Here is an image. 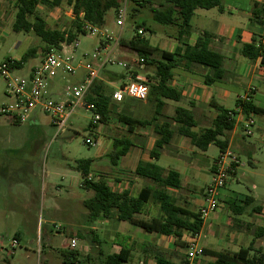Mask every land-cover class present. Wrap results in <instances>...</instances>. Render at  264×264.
I'll use <instances>...</instances> for the list:
<instances>
[{
    "label": "crops",
    "instance_id": "0c3cea01",
    "mask_svg": "<svg viewBox=\"0 0 264 264\" xmlns=\"http://www.w3.org/2000/svg\"><path fill=\"white\" fill-rule=\"evenodd\" d=\"M41 7L43 8V6H39V8ZM222 8H198L195 10L191 20V32L188 36V43L194 44L202 33H210L212 36L210 48L221 53L224 57L223 67L226 71L225 78L219 82H206L205 76L210 72L209 68L181 58L177 66L172 69L173 76L170 81V85L181 92V99L178 101L164 99L165 105L162 108V112L156 114V118L152 120V123L146 126L141 124L135 125L132 127L133 130H129L128 124L114 117L110 118L106 123H101L104 125V131L110 137H113V142L116 137L130 139L133 141V144L130 146L128 152L121 156L116 165L110 162V166H105L102 170L93 172L94 163L91 162L88 178L97 179L104 177L108 180V184L112 190H127L132 196H138L143 188L152 186L154 183L148 178L139 176L136 169L141 161H154L150 155V151L153 149L156 141L154 126L166 121H171L175 127L180 125L178 122L172 120L175 108L178 106L193 111L197 120V125L194 129L197 131L211 126L212 121L219 113L217 105H221L230 110H236V124L230 132L228 148L232 149L238 156L240 151H248L251 148V143H246V140H244L243 133L240 134L243 141L238 137L240 139L235 143L238 130L241 128L240 126L245 118L237 106V100L249 96L254 104L264 109V47H261L259 50L260 54L254 57L243 52L244 45L260 47L261 37L264 31V0H223ZM47 13L49 14V18L58 21L57 26L62 28L66 27L73 18L72 9L66 2H63L52 10H48ZM45 19L49 25V19ZM141 19L142 21H146L145 18ZM61 22L62 24H59ZM150 30L156 33L154 28H150ZM177 37L178 30L173 25L165 30L164 35L156 34L153 40H149L151 46L157 49L152 57L159 60L162 51L174 52L178 48L182 49L183 54L185 45L181 44ZM120 62L122 61H117L107 67L105 66L101 72L100 79L108 85H116L124 73L117 71L113 64L122 65ZM83 70L84 73L80 74L78 71L75 74L77 83L84 78L85 69L83 68ZM134 70L137 73L136 78L144 81H148L149 79L152 82L155 81V64L146 65L139 63ZM56 78L51 82L50 91L53 97L58 96L59 87L61 89L63 87L59 85L60 79ZM232 100H234L233 106L229 105ZM148 104L147 100L141 101L125 98L123 101H116L112 97L111 110L113 113H124L137 118L149 119L153 117L155 109L153 110L154 113L152 116H145L144 109ZM167 108L170 109L166 110ZM37 113L34 112L28 120L40 122ZM261 115H264V113ZM115 129L118 131V135L113 134ZM257 129L261 135H264V118L258 124ZM169 147H173L175 150L172 151L169 148H165L161 157L156 162L167 170H176L181 174L182 188L171 189V192L176 194L177 204L182 206L188 204L193 212L199 213L200 206L205 202L203 195L208 185L204 184L202 188H198L199 186L197 184L200 182L199 177L204 173L202 163L199 162V159L204 154L191 146L190 138L184 135L177 136ZM187 151L195 154L197 162H186L177 154V152L184 153ZM212 167L213 165L210 167L211 174ZM237 170L238 167L236 173ZM235 174L233 175L235 176ZM81 186L88 189L84 184L83 176ZM182 189L183 191L189 190V192L183 195L180 193ZM243 196L240 193L227 189V187L224 188L220 195V201H224L225 206L220 207L216 212L211 213L204 219L200 233L195 237H190L187 231L183 232V239L187 243L193 238H198L199 243L204 248L205 253L201 257V264H208L212 260V256L209 254L211 252L209 251L228 253L237 251L240 247L248 246L241 242L242 237L240 235L243 236V232H233L235 223L237 224L239 220L243 222L248 214L235 215L230 207V204L234 201L238 203L242 202L244 199ZM86 214V224L71 229L69 234L65 235V247L59 250L54 264H66L65 260H67V254L69 253L73 256L71 264H102L106 255L119 253L123 246L131 249L129 260L124 264H127L136 256L138 257L139 264H156L157 251L164 252L166 257L174 264H184L185 262L186 247L182 248L178 246L173 236L147 231L135 222L118 219L116 215L92 218L89 216V212ZM159 214V202L157 200H149L144 205L142 212L136 215V219L149 220L159 216ZM217 233H222V235L216 237ZM72 238L77 240V246L75 248L69 245ZM82 238L87 239L89 244L78 249L79 241ZM15 239L19 242L21 237L16 236ZM46 239H50L49 236ZM230 239L237 244L236 249L228 248L225 245ZM47 246L49 245H46L44 238H42L38 248L41 255L45 253ZM91 252L94 255H91ZM84 256H86L85 262L83 261ZM42 259L45 264L49 262L47 258Z\"/></svg>",
    "mask_w": 264,
    "mask_h": 264
},
{
    "label": "rangeland",
    "instance_id": "374dc122",
    "mask_svg": "<svg viewBox=\"0 0 264 264\" xmlns=\"http://www.w3.org/2000/svg\"><path fill=\"white\" fill-rule=\"evenodd\" d=\"M126 6L127 17L123 26L117 24V11L111 9L107 13L105 26L101 28V32H107L115 39L120 36L119 44L113 49L111 56L118 62L127 64L126 67L113 64L117 71L124 73V78H120L116 85H108L99 79L111 92L124 82L137 79L134 68L142 61L139 54L128 46V42L140 28L141 18H145L146 27L149 26L143 34L149 40H153L156 34L164 35L165 30L172 27L152 19L149 2H145V6L141 7L128 0ZM16 11L15 0H0V62L8 57L20 59L28 49L36 47L37 55L30 58L23 68L14 70L17 75H25L32 65L42 59L46 45L32 31L13 30ZM39 11L42 16L49 19L50 27L58 25V21L49 18L47 8L41 7ZM143 27L144 25L141 28ZM150 28H154L156 33L151 32ZM101 32L79 37L80 45L75 51L76 62L91 60V54L105 39ZM107 42L111 48L114 46L113 39ZM85 53L89 55L83 59ZM78 71L80 74L84 73L83 68ZM57 78L60 79L59 85L63 87L62 89L59 87V94L54 97L62 99L64 86L77 83V79L75 74L67 75L65 78L60 75ZM12 100L9 97L6 81L0 75V105ZM147 101L149 104L145 106L144 113L145 116H152L155 102L149 99ZM229 105L233 106L234 100ZM35 112H38L40 122L27 120L15 123L0 114V264H45L42 258L49 260L47 264H54L59 250L65 247V235H68L71 229L86 224L88 210L83 201L94 194L93 191L81 186L82 174L77 168L78 160L92 159L93 172H97L105 166H110V154L114 151L113 137L104 131V125L100 123L94 131L88 128L91 114L84 108L80 107L76 110L66 129L59 134H56V128L51 124L48 115L40 111ZM113 117L118 119L116 113H113ZM252 118L256 122L251 128L253 133L245 134L243 122L235 141L236 143L243 133L244 140L246 143H251V148L239 152L240 164L237 173L235 170L236 174H230L226 187L242 196L251 195L257 203L264 206V135H261L257 129L264 115H253ZM113 134L119 133L115 129ZM89 136L97 138L95 145H88L85 142L86 137ZM180 153L177 152L184 161L197 162L193 152ZM201 153L204 155L199 162L202 163L204 173L199 177L198 188L210 182V167L214 164V159L220 155V149L216 144H211ZM188 192L189 190H180L183 195ZM224 206L225 202L220 201V207ZM258 227H264V212L246 215V219L240 225L235 223L233 232H243L244 235L240 237L244 245H249L255 240V246L264 250V236H256ZM221 235L222 233H217L216 237ZM16 236H20L21 239L13 248L12 244ZM47 236L50 239L47 240ZM42 238L46 245H49L43 255L38 249ZM88 244V240L82 238L78 249ZM225 245L231 249L237 248V244L231 239ZM91 255L94 253L91 252ZM127 264H139L138 257H133Z\"/></svg>",
    "mask_w": 264,
    "mask_h": 264
},
{
    "label": "trees",
    "instance_id": "16d2710c",
    "mask_svg": "<svg viewBox=\"0 0 264 264\" xmlns=\"http://www.w3.org/2000/svg\"><path fill=\"white\" fill-rule=\"evenodd\" d=\"M124 0H15L16 17L13 23L15 32H34L45 43L44 56L51 48H59L62 44H71L75 39L88 33L84 29L86 23L97 27H104L106 24L107 13L111 9L117 12L122 6ZM141 7L150 3V11L155 21L163 25H173L178 30V40L185 45L184 53L178 48L174 52L162 51L161 58L156 60L152 55L157 50L152 47L149 39L138 30L136 35L128 42V46L136 51L142 63L146 65L155 64L156 74L154 82L149 79L145 81L149 85V101L155 102V113L152 118H137L124 113H116L118 119L129 126V130L138 124L149 125L156 118V114L162 112L165 105L164 99L180 100L182 94L175 87L170 85L173 76L172 69L177 66L181 58L190 62L197 63L209 68V73L205 76L206 82H219L226 76L223 67V55L210 48L211 34L202 33L194 44L188 43V36L191 32V20L198 8L210 9L214 7L222 8L223 0H131ZM66 2L71 7L73 18L65 28L59 26L50 27L47 20L39 11V6L48 10ZM146 21L140 23V27H146ZM260 47L254 45H244L243 52L251 57L257 56ZM37 55V48L28 49L22 58L17 59L13 67L22 68L26 62ZM137 75V73L135 72ZM135 75V76H136ZM124 76L121 77V79ZM113 92L106 89L103 81L97 79L91 87L87 100L96 103L98 111L102 115L101 123H106L113 117L111 110V100ZM238 108L245 117L252 114L260 115L264 109L249 100H237ZM218 116L212 121L211 126L205 127L200 131L194 129L197 125L195 114L192 110L178 106L175 108L172 120L178 122L177 127L172 125L171 121L154 126L156 141L153 149L150 151L153 162L141 161L136 169L139 176L150 179L154 184L143 188L140 195L132 196L129 191L112 190L108 180L104 177L89 179V167L92 159H79L77 168L82 173L84 184L88 189L94 192V195L84 200V206L89 212V216L97 218L99 216L109 217L116 215L120 220L135 222L147 231L157 232L175 238V243L185 248L187 242L183 239V232L187 231L190 237H195L200 233L204 220L199 213L193 212L188 204H177L176 194L171 189H181V174L176 170H167L156 161L159 160L165 148L172 151L175 149L169 147L177 136H188L191 144L201 151H206L211 144H216L220 151L228 148L230 132L236 124V110L227 109L217 105ZM155 116V117H154ZM133 141L125 138H114V151L110 154L113 164H117L121 156L125 155ZM213 168V167H212ZM231 173H235L231 172ZM149 200H157L160 204V214L149 220H137L136 215L141 213L144 205ZM231 210L235 215H253L263 213V205L257 203L251 195H245L242 203L236 201L230 204ZM241 220L237 221L240 225ZM256 236H264V227H258ZM212 260L208 264H264V250L262 247L255 246V240L250 245L240 247L237 251L228 253L209 251ZM130 248L122 247L119 253L108 254L105 256L102 264H124L129 260ZM205 253V252H204ZM75 256V255H74ZM75 258V257H74ZM66 264H71L73 256L67 254ZM156 264H174L168 259L164 252L157 251Z\"/></svg>",
    "mask_w": 264,
    "mask_h": 264
},
{
    "label": "built area",
    "instance_id": "2783aa9c",
    "mask_svg": "<svg viewBox=\"0 0 264 264\" xmlns=\"http://www.w3.org/2000/svg\"><path fill=\"white\" fill-rule=\"evenodd\" d=\"M127 2L128 0H124L117 12V24L120 26L124 25L127 17ZM84 29L90 35L101 32L100 27L90 23H86ZM138 32L144 34L145 30L140 27ZM101 33L105 39L100 43V46L95 48L89 61L80 60L76 62L75 51L80 45V40L77 38L71 44L64 43L59 48H51L38 63L30 67L25 75L14 73L15 69H20L13 67L16 58L8 57L0 62V75L4 77L9 97L13 99L9 103L0 105V114L16 122H25L35 111L39 110L50 117L51 124L56 128V134H59L66 129L70 118L81 107L90 112L88 128L94 131L97 125L101 123L102 115L98 111L96 103L87 100L86 97L95 81L100 79L105 66L117 62L111 55L113 48L120 41V36L115 39L107 32ZM109 39H113L114 46L112 48L107 42ZM260 45L264 47V31ZM88 55L85 53L83 59H86ZM120 64L124 67L127 66L123 62ZM80 68L85 69L84 78L78 83L65 85L62 90V99L53 97L50 91L52 80L60 75L63 78L67 75H74ZM148 96L149 85L139 78L124 82L113 93V98L116 101H123L125 98L145 101ZM249 99V96L242 98V100ZM239 109L241 110L240 107ZM253 125H255V121L251 115L244 118L243 131L245 134L253 133L251 129ZM85 142L88 145H95L97 138L89 136L86 137ZM239 164V156L230 148L221 151L215 159L211 179L203 195L205 202L198 211L203 220L219 209L221 192L226 187L231 172H234ZM18 243L15 239L12 246L15 247ZM69 245L75 248L77 240L72 238ZM203 255L204 248L199 243L198 238H193L187 244L184 264H201Z\"/></svg>",
    "mask_w": 264,
    "mask_h": 264
}]
</instances>
